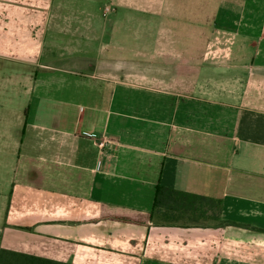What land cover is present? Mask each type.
<instances>
[{"label":"crops","instance_id":"crops-1","mask_svg":"<svg viewBox=\"0 0 264 264\" xmlns=\"http://www.w3.org/2000/svg\"><path fill=\"white\" fill-rule=\"evenodd\" d=\"M0 57L38 70L0 126V250L264 264V0H0ZM159 186L220 212L157 210Z\"/></svg>","mask_w":264,"mask_h":264},{"label":"rangeland","instance_id":"rangeland-1","mask_svg":"<svg viewBox=\"0 0 264 264\" xmlns=\"http://www.w3.org/2000/svg\"><path fill=\"white\" fill-rule=\"evenodd\" d=\"M2 54L6 55L4 52ZM37 71L0 57V126H12L15 131H21L26 126L25 112L33 89L28 76ZM49 120L52 121V118ZM26 136L28 139V134ZM12 154L16 158L18 151L15 149Z\"/></svg>","mask_w":264,"mask_h":264},{"label":"trees","instance_id":"trees-1","mask_svg":"<svg viewBox=\"0 0 264 264\" xmlns=\"http://www.w3.org/2000/svg\"><path fill=\"white\" fill-rule=\"evenodd\" d=\"M220 201L212 198L189 194L166 187H157L155 209L162 208H180L181 212L189 214L193 219L197 216L204 217L208 211H212L213 215L220 212ZM217 213V214H218ZM191 218V219H192ZM215 219V216L212 217ZM226 224V223H224ZM0 264H64L46 259L29 256L13 251L0 250Z\"/></svg>","mask_w":264,"mask_h":264},{"label":"built area","instance_id":"built-area-1","mask_svg":"<svg viewBox=\"0 0 264 264\" xmlns=\"http://www.w3.org/2000/svg\"><path fill=\"white\" fill-rule=\"evenodd\" d=\"M113 12H114V8H113V7H106V8L104 9V12H103V17H104V18H107V17H109Z\"/></svg>","mask_w":264,"mask_h":264}]
</instances>
